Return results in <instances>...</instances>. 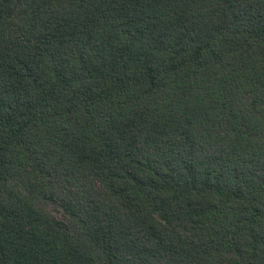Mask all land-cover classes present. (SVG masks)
Listing matches in <instances>:
<instances>
[{
  "label": "trees",
  "instance_id": "trees-1",
  "mask_svg": "<svg viewBox=\"0 0 264 264\" xmlns=\"http://www.w3.org/2000/svg\"><path fill=\"white\" fill-rule=\"evenodd\" d=\"M0 264H264V0H0Z\"/></svg>",
  "mask_w": 264,
  "mask_h": 264
},
{
  "label": "rangeland",
  "instance_id": "rangeland-1",
  "mask_svg": "<svg viewBox=\"0 0 264 264\" xmlns=\"http://www.w3.org/2000/svg\"><path fill=\"white\" fill-rule=\"evenodd\" d=\"M59 218H63V213L62 211L58 210L54 212Z\"/></svg>",
  "mask_w": 264,
  "mask_h": 264
}]
</instances>
